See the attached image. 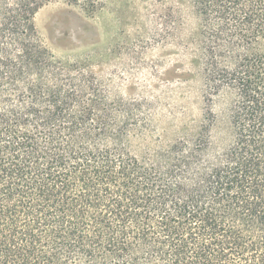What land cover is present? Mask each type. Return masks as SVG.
Here are the masks:
<instances>
[{
    "label": "trees",
    "instance_id": "trees-1",
    "mask_svg": "<svg viewBox=\"0 0 264 264\" xmlns=\"http://www.w3.org/2000/svg\"><path fill=\"white\" fill-rule=\"evenodd\" d=\"M50 1L0 0V264H264V0H190L202 121L141 154L145 99L52 53Z\"/></svg>",
    "mask_w": 264,
    "mask_h": 264
},
{
    "label": "rangeland",
    "instance_id": "rangeland-1",
    "mask_svg": "<svg viewBox=\"0 0 264 264\" xmlns=\"http://www.w3.org/2000/svg\"><path fill=\"white\" fill-rule=\"evenodd\" d=\"M52 53L110 78L115 96H140L149 110L138 153L192 132L202 121V81L192 49L198 23L190 0H93L83 7L51 0L35 17ZM216 131H225L218 120ZM144 147V148H143Z\"/></svg>",
    "mask_w": 264,
    "mask_h": 264
}]
</instances>
